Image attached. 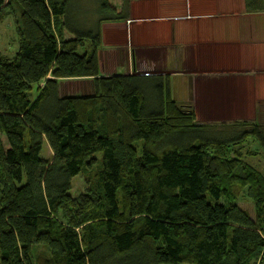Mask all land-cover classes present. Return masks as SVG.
<instances>
[{"label":"trees","instance_id":"1","mask_svg":"<svg viewBox=\"0 0 264 264\" xmlns=\"http://www.w3.org/2000/svg\"><path fill=\"white\" fill-rule=\"evenodd\" d=\"M132 1L99 0L80 32L71 0H0L18 36L0 56V264H264V175L244 161L250 138L264 153V125L200 126L167 79L101 77V25L128 20ZM65 80L92 92L61 96Z\"/></svg>","mask_w":264,"mask_h":264},{"label":"crops","instance_id":"2","mask_svg":"<svg viewBox=\"0 0 264 264\" xmlns=\"http://www.w3.org/2000/svg\"><path fill=\"white\" fill-rule=\"evenodd\" d=\"M99 64L101 77L167 79L200 126L264 125V12L245 0H133L128 20L101 25ZM82 81L76 96L92 92Z\"/></svg>","mask_w":264,"mask_h":264},{"label":"rangeland","instance_id":"3","mask_svg":"<svg viewBox=\"0 0 264 264\" xmlns=\"http://www.w3.org/2000/svg\"><path fill=\"white\" fill-rule=\"evenodd\" d=\"M99 0H71V13L72 19H74L73 25L75 24L77 30L80 32H88L94 27L97 21V11L99 7ZM109 3L112 5L114 0H110ZM71 23V20H70ZM72 25V24H71ZM18 48V36L16 33V19L11 16L5 19L0 24V56L7 58H12ZM87 81L82 80H65L62 81L60 86L61 96H76L80 91L87 90L90 88ZM88 91H84L83 95H89ZM134 146L141 150L142 142L134 143ZM251 149L256 152V155L245 157L244 161L258 170L264 175V153L260 151L258 143L250 138L246 144V150ZM140 152V151H139ZM51 151L48 143L45 141L43 145L42 157L44 159H50ZM95 158L100 159L101 154H95ZM95 165L93 166V169ZM87 172L79 175L77 179L74 180L72 193L74 195H79L88 189L87 178L92 177V168H87ZM238 206L243 210L247 211L250 216L255 219V210L253 203L243 194L238 201Z\"/></svg>","mask_w":264,"mask_h":264}]
</instances>
